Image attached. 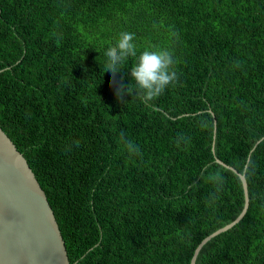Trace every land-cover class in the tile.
Listing matches in <instances>:
<instances>
[{
  "label": "trees",
  "instance_id": "trees-1",
  "mask_svg": "<svg viewBox=\"0 0 264 264\" xmlns=\"http://www.w3.org/2000/svg\"><path fill=\"white\" fill-rule=\"evenodd\" d=\"M122 31L138 54L168 48L178 61L155 111L134 94L117 101L121 77L135 88L134 58L115 84L105 72ZM0 128L45 191L72 264H190L242 212L238 173L247 213L196 264H264V0H0ZM214 171L225 183L209 203Z\"/></svg>",
  "mask_w": 264,
  "mask_h": 264
},
{
  "label": "water",
  "instance_id": "water-1",
  "mask_svg": "<svg viewBox=\"0 0 264 264\" xmlns=\"http://www.w3.org/2000/svg\"><path fill=\"white\" fill-rule=\"evenodd\" d=\"M263 139L259 140L258 144ZM216 162L236 172L220 159L216 158ZM238 175L242 181L245 198L242 212L232 223L204 238L195 249L190 264H196L199 253L210 240L233 228L246 215L250 201L248 184L244 174ZM0 264H72L45 191L26 158L2 128H0Z\"/></svg>",
  "mask_w": 264,
  "mask_h": 264
},
{
  "label": "clouds",
  "instance_id": "clouds-1",
  "mask_svg": "<svg viewBox=\"0 0 264 264\" xmlns=\"http://www.w3.org/2000/svg\"><path fill=\"white\" fill-rule=\"evenodd\" d=\"M173 35L175 36L176 34L173 33ZM135 40V33L128 31L119 33L115 44L108 47L105 52V56L107 57L105 72H111L113 84H115L116 75L121 72L122 66L129 58H134L135 63L131 67L129 74L131 80L135 81V88L130 89L129 83L124 84L123 77H121L120 84L115 90L117 101L126 104L128 101L124 99L125 95L134 94L146 106L155 111L157 110L156 105L151 102L161 96L170 85H175L179 82L178 71L175 67L178 61L174 52L168 48H156L152 46L145 48L138 54ZM240 66V62L237 61L235 67ZM187 141V137L180 135L176 138V146L179 147L182 143L186 144ZM74 143L77 147L79 146V141H75ZM120 143L130 158H143L140 146L128 139L123 132L120 135ZM206 171L207 168L202 170L201 177H203ZM207 179L216 189L209 197V203H212L216 194L223 189L225 177L222 172L214 171L208 173Z\"/></svg>",
  "mask_w": 264,
  "mask_h": 264
}]
</instances>
